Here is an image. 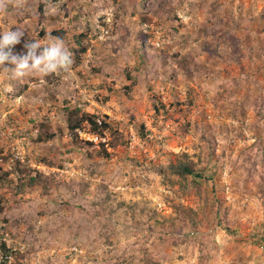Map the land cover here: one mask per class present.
I'll list each match as a JSON object with an SVG mask.
<instances>
[{"label":"rangeland","instance_id":"obj_1","mask_svg":"<svg viewBox=\"0 0 264 264\" xmlns=\"http://www.w3.org/2000/svg\"><path fill=\"white\" fill-rule=\"evenodd\" d=\"M17 29L87 49L0 75V264H264V0H26Z\"/></svg>","mask_w":264,"mask_h":264},{"label":"clouds","instance_id":"obj_2","mask_svg":"<svg viewBox=\"0 0 264 264\" xmlns=\"http://www.w3.org/2000/svg\"><path fill=\"white\" fill-rule=\"evenodd\" d=\"M26 0H0V15L7 12L9 6L23 8ZM56 11L55 8L52 9ZM24 32L9 30L0 38V75L20 80L37 75L40 77L68 73L74 63V56L61 37L49 35V43L41 48L38 42L26 43L27 54L14 55L13 47L20 43ZM11 65L12 67H9Z\"/></svg>","mask_w":264,"mask_h":264},{"label":"trees","instance_id":"obj_3","mask_svg":"<svg viewBox=\"0 0 264 264\" xmlns=\"http://www.w3.org/2000/svg\"><path fill=\"white\" fill-rule=\"evenodd\" d=\"M53 35L55 34H61L60 32H52ZM85 35H79L76 38V44L79 46L78 50H74V60L76 62L79 61V57L84 54L86 52V45L83 43L82 38H84ZM154 107H156L157 109L159 107H157L156 105H154ZM105 118V117H104ZM83 121H86L87 124L89 125L90 129L97 132L99 129H104L106 130L109 125L108 123H106L105 121H102V125L101 127H98V125L96 124V122L91 119L90 117H88V115H86L84 112H82L81 109L75 107L72 110H69L67 113V124H68V128L71 131V133H73L74 131L78 130L80 128V125ZM47 138L46 139H51L53 138L55 135L53 133H47ZM76 137V136H75ZM106 157H108V154L104 153ZM171 173L174 175H177L178 177H187V176H191L192 178L196 179V178H201V175H199V173H197L193 167L185 162L179 163L178 165H174L171 167L170 169ZM33 175H30L29 177H27V179L23 178H19L18 180L20 181L21 186H25L28 188H33L39 184L42 183L41 177L39 174H37L36 172H33ZM2 254L4 256H7L8 254H10L9 249L6 248V244L2 243L1 247H0ZM5 260H2V264H5Z\"/></svg>","mask_w":264,"mask_h":264},{"label":"built area","instance_id":"obj_4","mask_svg":"<svg viewBox=\"0 0 264 264\" xmlns=\"http://www.w3.org/2000/svg\"><path fill=\"white\" fill-rule=\"evenodd\" d=\"M95 122L98 125V127H101V125H102V121L101 120L95 119Z\"/></svg>","mask_w":264,"mask_h":264}]
</instances>
